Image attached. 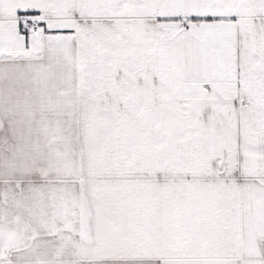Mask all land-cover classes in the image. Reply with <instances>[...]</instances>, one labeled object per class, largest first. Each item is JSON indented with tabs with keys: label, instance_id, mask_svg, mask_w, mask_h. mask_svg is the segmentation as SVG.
Here are the masks:
<instances>
[{
	"label": "snow or ice",
	"instance_id": "1",
	"mask_svg": "<svg viewBox=\"0 0 264 264\" xmlns=\"http://www.w3.org/2000/svg\"><path fill=\"white\" fill-rule=\"evenodd\" d=\"M0 264H264V0H0Z\"/></svg>",
	"mask_w": 264,
	"mask_h": 264
}]
</instances>
